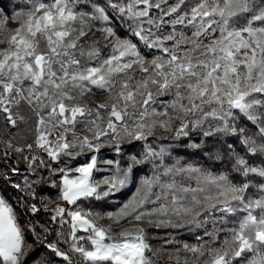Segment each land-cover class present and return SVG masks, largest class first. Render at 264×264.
I'll use <instances>...</instances> for the list:
<instances>
[{"label":"snow or ice","instance_id":"snow-or-ice-1","mask_svg":"<svg viewBox=\"0 0 264 264\" xmlns=\"http://www.w3.org/2000/svg\"><path fill=\"white\" fill-rule=\"evenodd\" d=\"M9 19L18 26L8 29ZM93 28L110 49L106 58L99 41L81 42ZM0 45V119L12 127L26 122L25 105L35 118L31 143L0 141V158L16 156L11 174L27 165L23 183L6 182L33 201L30 213L43 207L50 214L37 231L21 225L0 196V264H29L36 245L59 258L42 264H75L74 256L83 264H158L166 250H153L145 224L196 235L199 243L183 244L191 254L184 264H264V159L248 158L264 156V0H25L11 16L0 14ZM97 93L106 100L89 105L85 98ZM241 120L255 127L253 135ZM161 130L168 135L157 136ZM185 139L210 160L227 157L243 179L173 159V145L158 143ZM104 149L117 158H101ZM149 165L151 175L137 183ZM49 184L63 206L37 199ZM131 184L135 192L116 212L81 207ZM105 216L113 223L98 225Z\"/></svg>","mask_w":264,"mask_h":264},{"label":"rangeland","instance_id":"rangeland-1","mask_svg":"<svg viewBox=\"0 0 264 264\" xmlns=\"http://www.w3.org/2000/svg\"><path fill=\"white\" fill-rule=\"evenodd\" d=\"M25 7V0H5V5L3 6L0 2V14H3L6 12L9 16L14 14L16 11H19ZM7 28L8 29H14L18 25L13 22L11 19L8 20L7 22ZM120 35V34H119ZM122 36V35H121ZM125 36V35H124ZM123 37V36H122ZM85 41H99V46L101 49L104 50V56L105 58L110 52V49H105V41L102 38V33L99 31H96L95 28H93L91 31L88 32V35L83 38L81 41L82 43ZM0 47H4L3 45H0ZM107 98V94H101L97 93L96 95H91L89 94L85 99L89 103V105L94 106L97 103L104 102ZM165 100L170 99V97H164ZM20 111L22 114L25 115L26 117V122H19L17 127H12L11 125H6L5 122L0 119V141L3 140H12L13 144L16 146H20L26 143H31L33 140V130H34V117L31 116L30 111L27 109V106H23ZM78 135L83 134L82 132H78ZM167 133H164L162 130L157 132V136H167ZM158 143L160 144H172L173 147L177 146V142L171 141V140H160ZM156 146V145H154ZM4 146L3 144H0V154L3 152ZM131 152L138 153L140 151V146L139 144L130 150ZM129 149H125V152L122 157V163L126 162L128 159V155L130 154ZM27 151L25 152V155H27ZM173 159L179 158L182 161L183 158L178 156L176 153L173 152ZM101 158H109V159H115L117 158L115 156V153L112 152L109 149H104L103 152L101 153ZM79 163H84L86 162L85 158H81ZM186 162V161H184ZM189 163V162H186ZM16 164V156L15 154H12L7 161L0 160V172H3L5 169L8 170L9 176L4 178L5 180H10L12 183H23V176L28 175L27 173V165L24 163L19 164V174L13 175L11 174V167ZM258 164V162H257ZM62 166V165H61ZM73 167L76 165L73 164ZM151 166L149 165L147 168H144L140 173L137 175V183L139 181V177L142 175H151L150 171ZM220 173V172H217ZM43 175L46 177L48 174L47 172H43ZM104 175V173H97V179H99L100 176ZM31 178V176H30ZM254 181V183H256ZM12 183H10L12 185ZM192 186H195V181H191ZM137 184H131L128 188H126L124 191L121 193L116 194L114 197L110 198L109 200L106 201H101L99 205L94 204V201L88 202L85 201L84 204L81 205V207L84 210H91L93 213H100V214H106L108 212H116L119 207L125 203L135 192ZM58 189L51 187L50 184L48 186L43 187L42 189L39 190V196L37 199H40L41 197L45 199H51L54 201V203L49 205V208H54L56 204L64 205L63 201H60L57 199L58 197ZM250 195H256V190L251 189L250 190ZM14 201L17 202V200L23 202L24 201V193L17 191L14 188V191H11L9 194ZM0 196H3L7 198V200L12 204L11 200L7 197V195L3 194L0 191ZM151 207V206H149ZM16 211V210H15ZM41 211L45 213L44 216H39L38 218L33 215V219H28L26 220V227L34 226L37 231H40L41 225L47 224L50 220V214L48 211H46L43 207H41ZM17 213V212H16ZM18 216V215H17ZM19 222L20 219L18 218ZM21 223V222H20ZM98 225H104L107 226L108 224L113 223V221H110L107 219L105 216L104 219L98 220L97 221ZM135 221H132L131 223L129 222H121L119 227H113L112 232L113 234L119 233L122 229L131 227L133 224H135ZM52 225H50L51 227ZM56 229L60 228L59 224H55ZM147 229V234H148V242L152 246L153 250H158V249H164L166 250L162 255H160V259L158 261V264H178L177 258H176V249L179 248L181 249L179 253V264H184V258L185 256H190V253H185L183 251V244L187 243L190 245H195L199 243L196 239V235L194 233L188 232L187 230H182V229H171V228H155L148 226L147 224L143 225ZM55 228V227H54ZM64 231L65 235L68 234V226H64ZM78 235H84V233H78ZM29 242H33L35 240V237L31 234L28 235ZM50 240H55L56 239V234L55 232L50 233L49 237ZM62 239V238H61ZM207 240V238H204ZM221 239H223V236H221ZM172 240L174 243L167 244L166 241ZM63 247H67V245H62ZM85 246L88 247V244L85 242ZM170 252L172 253V258L170 259L167 253ZM47 253L48 250H47ZM51 257V254L47 256H35V257H30L29 259V264H42V262L46 259H49ZM52 259H56L59 261V258L51 257ZM75 263L76 261L79 262V264H83L82 260L76 258L74 256ZM59 264H62V262H59Z\"/></svg>","mask_w":264,"mask_h":264},{"label":"trees","instance_id":"trees-1","mask_svg":"<svg viewBox=\"0 0 264 264\" xmlns=\"http://www.w3.org/2000/svg\"><path fill=\"white\" fill-rule=\"evenodd\" d=\"M1 4L4 6L5 5V0H0ZM244 21H241V23H243ZM118 33L122 36L126 35L125 31L122 28H118L117 29ZM240 126H244L248 128V132L249 135H253V133H255V127L252 126L250 123H246L244 120L239 121ZM254 138L257 140V143H261L262 141L259 140L258 136H254ZM228 142L233 143L236 147V149L243 155L245 154V147L242 146L239 143V140L235 137H228L227 138ZM194 141L196 143H199V137H194ZM214 141L213 140H209V145H211ZM223 142V141H222ZM189 141H187L186 139L183 141V144L178 143L176 147H174L176 149V151L174 153H176L178 156L182 157L184 161L192 163V164H197V165H201L213 172H223L226 173L230 176V178H235L237 181L242 180L243 178L238 176V174H236L235 172H233L231 170V162L228 160L227 157H225L224 159L220 160V159H214V160H210L208 158V156L205 154L204 151L200 150V149H195V148H191L188 147ZM226 147V145H225ZM217 148H219V145H217ZM0 157H2V153L0 154ZM250 161H255L256 163H260V161L262 159H264V156H260V155H249L248 156ZM0 160H3L2 158H0ZM23 163V162H20ZM1 166V165H0ZM257 182H259V178H257ZM0 191L7 195V197L11 200V202L13 203V207L15 208L18 218L20 219L21 225L26 226V220L31 219L33 217V214L30 213L27 210V204L31 203L33 201H31L29 198L25 197L24 201L21 202L19 200L14 201V199L9 195L11 191H14V187H12V185L8 182H6L5 179H0ZM101 202V201H100ZM100 202H96L94 201V204L99 205ZM45 213H43L42 211H40V213L38 215H35V217H41L44 216ZM33 219V218H32ZM51 227H55V225H52ZM29 238V236H28ZM38 255H42V256H47L49 255V253H47V249L45 247H43L42 245H36V250L34 251V253L31 255L32 257L38 256ZM75 264H79V262L76 261Z\"/></svg>","mask_w":264,"mask_h":264}]
</instances>
